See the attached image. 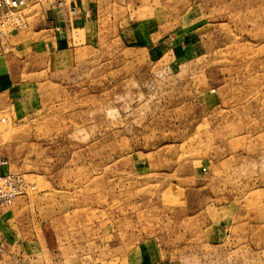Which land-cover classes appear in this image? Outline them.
<instances>
[{
	"label": "rangeland",
	"instance_id": "rangeland-1",
	"mask_svg": "<svg viewBox=\"0 0 264 264\" xmlns=\"http://www.w3.org/2000/svg\"><path fill=\"white\" fill-rule=\"evenodd\" d=\"M32 1L0 112V157L34 186L0 207L19 257L264 264V0H87L89 28L40 50L58 7Z\"/></svg>",
	"mask_w": 264,
	"mask_h": 264
},
{
	"label": "crops",
	"instance_id": "crops-1",
	"mask_svg": "<svg viewBox=\"0 0 264 264\" xmlns=\"http://www.w3.org/2000/svg\"><path fill=\"white\" fill-rule=\"evenodd\" d=\"M88 1L95 2L96 0ZM57 7L48 12L51 17L49 18L52 23L51 26H54L52 29L40 28L37 26V24L41 25L40 22L34 26L36 30L32 34L40 35L44 31L47 32L45 41H39V43L43 44H32L34 49H50L53 44L55 46L57 44H65L74 29L81 28L87 30L91 25L90 23L98 17V14L95 13L94 3L87 2V0H65L62 6ZM49 30H52L53 35H51ZM23 32L20 28H17L5 37L0 36V112H4L6 108H10L12 105V103H7V98H10L16 92L14 91L15 84H12L13 81L26 80L28 74H30L25 55L26 49L31 46L28 44L29 41L22 40L24 39V36L22 37ZM37 55H40V53H37ZM3 98L6 99L3 100ZM9 220L7 217L0 216V248L2 249L0 264H30L25 262L22 257H19L22 255L19 252L21 249L14 248V245L12 246L16 242V238L4 226ZM158 249H156L157 251L154 255L156 258L154 260L148 257V254H145L140 264H180L177 260L174 261V259L172 260L168 257L163 258L161 256L157 258L158 254L163 253V250Z\"/></svg>",
	"mask_w": 264,
	"mask_h": 264
},
{
	"label": "built area",
	"instance_id": "built-area-1",
	"mask_svg": "<svg viewBox=\"0 0 264 264\" xmlns=\"http://www.w3.org/2000/svg\"><path fill=\"white\" fill-rule=\"evenodd\" d=\"M32 2H48L54 6H62L65 0H33ZM27 3L28 0H0V36L9 35L21 25L20 13ZM33 187L23 173L10 170L8 161L0 157V207L13 204L17 197L27 194V190Z\"/></svg>",
	"mask_w": 264,
	"mask_h": 264
}]
</instances>
